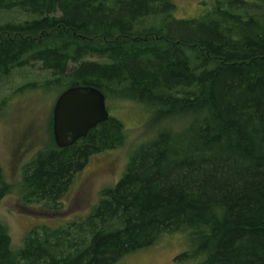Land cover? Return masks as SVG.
Instances as JSON below:
<instances>
[{"label": "trees", "instance_id": "1", "mask_svg": "<svg viewBox=\"0 0 264 264\" xmlns=\"http://www.w3.org/2000/svg\"><path fill=\"white\" fill-rule=\"evenodd\" d=\"M20 1L36 13H52L59 5L62 15L0 27L13 34L0 40L1 69L9 71L37 53L47 65L64 70L66 52H107L112 65L83 63L43 88L60 94L73 86H94L106 99L147 107L156 122L187 118L176 131L160 130L146 146L157 143L158 149L138 148L109 200L69 233L60 228L29 241L22 259L110 264L149 244L162 229L185 225L191 252L200 254L195 264H264V12L238 13L225 9L224 0L198 23H180L172 20L171 0ZM212 18L229 23L222 30L210 24ZM182 47L205 52L192 76ZM189 132L195 136L180 148L181 157L169 160L175 134ZM50 151L27 169L24 195L57 200L78 167L76 159L87 150L74 144ZM6 192L1 183L0 197ZM106 217L117 221L107 223ZM8 244L0 229V264H18Z\"/></svg>", "mask_w": 264, "mask_h": 264}, {"label": "rangeland", "instance_id": "2", "mask_svg": "<svg viewBox=\"0 0 264 264\" xmlns=\"http://www.w3.org/2000/svg\"><path fill=\"white\" fill-rule=\"evenodd\" d=\"M171 1L175 5L172 20L180 23L182 20H195L194 23H198L199 17L210 10L214 12L218 2H224ZM225 2V9L238 13L264 12V0ZM32 10L29 4L20 0H3L0 2V27L41 16L62 15L59 5L55 6L52 13L42 10L36 13ZM210 22L221 29H225L229 23L220 18H212ZM6 38L12 39L13 34L7 30L0 31V40ZM66 53L67 66L64 70L47 65L37 53L24 58L9 71L0 68V184H6L7 188L6 194L0 197V229L9 240V253L18 257V264H30L20 254L28 247L29 241L43 240V236L60 228L69 233L75 227V222L85 218L101 201L109 200V192L115 191L139 147L149 145L160 130L176 131L187 121V118H178L156 122L154 114L147 107L128 100L108 98L107 108L113 120L109 126H101L107 120L95 127L96 132L91 133L93 137L90 140L89 132L75 143L87 151L76 159L75 165L78 167L72 169L60 197L55 200L54 197L34 198L31 194L24 195L22 181L25 173L29 172L27 169L40 156L49 155L50 149L56 147L53 108L59 92L56 88H43L44 84L59 74L71 73L83 63H113L107 52L95 50ZM180 53L189 60L191 76L206 56L205 52L194 50L193 47H182ZM102 130L103 133L100 132ZM193 133L175 134L171 143L173 155L167 156L169 160L175 161V158L181 157L180 148L189 145L188 137L194 138ZM156 146L159 144L146 148L158 149ZM105 221L109 223L117 220L106 217ZM186 228L183 225L162 229L149 244L125 251L110 264H195L200 254L191 252L194 250L191 233L184 230Z\"/></svg>", "mask_w": 264, "mask_h": 264}, {"label": "water", "instance_id": "3", "mask_svg": "<svg viewBox=\"0 0 264 264\" xmlns=\"http://www.w3.org/2000/svg\"><path fill=\"white\" fill-rule=\"evenodd\" d=\"M110 118L106 96L94 86H73L56 99L53 108V134L59 148L79 139Z\"/></svg>", "mask_w": 264, "mask_h": 264}]
</instances>
